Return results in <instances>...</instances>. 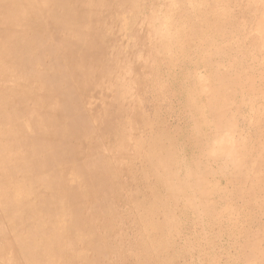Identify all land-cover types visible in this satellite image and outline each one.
Returning <instances> with one entry per match:
<instances>
[{
	"label": "rangeland",
	"instance_id": "rangeland-1",
	"mask_svg": "<svg viewBox=\"0 0 264 264\" xmlns=\"http://www.w3.org/2000/svg\"><path fill=\"white\" fill-rule=\"evenodd\" d=\"M89 2L94 24L110 20L98 35L54 33L47 22L35 33L52 34L48 42L24 56L59 88L36 96L35 80L15 72L9 89L30 110L23 122L40 117L34 101L70 90L53 109L74 110L69 120L84 128L62 134L57 154H77L56 167L93 161L103 172L93 181L89 169L67 172L58 208L28 217L19 211L34 206L20 187L26 174L35 172L40 199L58 190L46 184L47 163L28 167L24 141L8 133L14 148L8 166L0 152V174L16 181L6 187L0 176V192L19 209L8 214L0 201V264H264V0ZM52 7L59 22L66 7ZM87 43L98 57L74 60ZM50 131L41 122L26 141L43 144Z\"/></svg>",
	"mask_w": 264,
	"mask_h": 264
},
{
	"label": "bare ground",
	"instance_id": "bare-ground-1",
	"mask_svg": "<svg viewBox=\"0 0 264 264\" xmlns=\"http://www.w3.org/2000/svg\"><path fill=\"white\" fill-rule=\"evenodd\" d=\"M47 3H51V7L48 8L44 6ZM53 3L60 4L66 7V11L62 14V18L59 22L55 17ZM91 2L89 0H0V78L4 80V85L0 86V152L7 153L3 157L4 164L8 166L9 160V151L14 148L11 140V135L13 133L18 138H21L22 144L19 148L20 156L27 163L28 167L33 166L40 159L45 161L48 165L51 174L48 176L47 186L50 190L56 188L58 191L51 194V198L48 200H42L39 198L41 194L44 193L36 184V178L34 171L26 174L20 181L21 189H27L31 191V194H34V201H32L29 209H20L19 211H26L28 217L31 212H34L39 207L42 208V211L51 212L54 208H58V202L63 198L62 196L66 194V189L63 187V182L61 177H63L69 171H75L77 173L80 170L86 168L89 169L90 175L88 174V179L93 181L98 173L100 174L101 168L103 167L102 162H93V161H83L80 163H73V165H67L66 167L57 168L58 164H65L66 162H71V160L76 159V152L71 154H66L60 152L57 154L56 147L62 142H66L67 138L62 137L67 131L71 133H78L84 124L78 125L74 123L75 121L69 120V116L74 114V110L69 111L68 116H60L54 109L53 106L55 103L67 102V99L70 96V90H65L62 93H51L46 94L45 103L40 105L39 103L34 104V112L40 114V117L35 114L27 122L22 121V117L26 112H30L28 107L25 104L24 99H20L17 93L13 91L10 92V86L12 89L16 86L17 82L14 81L15 72L23 73L26 77V73L29 76V80L33 78L35 81V90L37 95L41 96L45 94L47 90H52L59 88L58 85L60 81L46 78L43 74V69L37 70L36 72L31 71L29 64L24 58L29 51L36 49L38 44L41 42H48L49 37L52 34L43 35L36 34L37 30L44 23L49 22L51 25V31L55 33L57 30L65 29L70 36H76L80 34L82 28H89L92 33L98 35L100 30L97 29L98 24L102 22L107 23L110 20H102L98 24L94 22L98 18V14L91 7ZM35 16H39L37 19H34ZM59 18V19H60ZM33 20V21H32ZM32 29L34 31L31 36H23L25 30ZM53 27V28H52ZM102 27V25H101ZM36 32V33H35ZM31 40L29 46L23 45V41ZM89 44L74 48L71 50L74 60H84L91 57L93 60L96 59L94 52L89 51ZM15 52L14 57L11 53ZM51 49L45 50L44 53H39L38 58L41 59L45 54H50ZM79 62V61H75ZM59 62H55L54 67H57ZM96 63V62H95ZM52 66V68L54 69ZM69 91V92H68ZM9 96V97H6ZM76 113V112H75ZM81 117L84 119V115L81 114ZM41 122H46L47 127L51 128V131L48 132L44 137L46 142L43 144L36 143L34 141H26V136L28 132H31L34 126H37ZM7 125V128H3ZM26 135V136H25ZM43 150L49 151L45 157L43 156ZM52 160H55V163H52ZM55 164V165H54ZM60 175V176H58ZM1 179H4L6 187H10L14 181H16L15 174L6 175L0 174ZM86 193L89 190V184H87ZM3 188L2 183H0V189ZM65 190V191H64ZM69 197V196H68ZM14 195H9L7 191L1 190L0 192V201L4 206L6 211H9L8 214L18 211V206H15L12 203ZM43 202V204H40ZM40 204V205H39ZM73 214L76 213L77 208H73ZM7 213V212H6ZM28 217L21 218L19 215L16 218L17 221L23 225V227L28 225ZM51 222H52V218ZM75 221V220H74Z\"/></svg>",
	"mask_w": 264,
	"mask_h": 264
}]
</instances>
